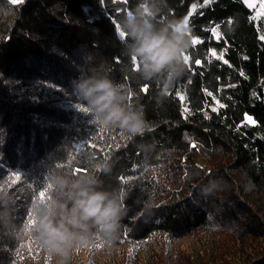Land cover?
Here are the masks:
<instances>
[{"label": "trees", "instance_id": "1", "mask_svg": "<svg viewBox=\"0 0 264 264\" xmlns=\"http://www.w3.org/2000/svg\"><path fill=\"white\" fill-rule=\"evenodd\" d=\"M141 2L0 0V195L10 198L0 264L54 263L37 244L34 208L50 175L87 172L125 193L126 212L115 240L94 235L73 264H264V11L166 0L153 22L190 10L192 41L186 72L161 96L124 39ZM90 77L125 85L126 102L144 110L142 135L99 123L75 87ZM101 162L109 172H95Z\"/></svg>", "mask_w": 264, "mask_h": 264}, {"label": "clouds", "instance_id": "2", "mask_svg": "<svg viewBox=\"0 0 264 264\" xmlns=\"http://www.w3.org/2000/svg\"><path fill=\"white\" fill-rule=\"evenodd\" d=\"M163 7L166 0H142L126 14L122 25L124 39L131 41L127 50L135 70L145 80L162 82L161 96L167 95L174 80L186 72L184 55L192 41L181 19H171L160 26L153 22ZM75 87L100 124L118 127L131 136L142 135L148 127L143 108L126 102L125 85L115 84L107 77H90ZM94 170L107 173L110 166L101 162L94 165ZM48 182L49 198L37 202L33 227L37 244L47 253L59 256V264H67L74 249L90 244L94 235L109 241L117 238L126 212L122 190H104L102 181L88 172L56 173L50 175ZM9 199L7 193L0 195L4 208L0 216L5 218Z\"/></svg>", "mask_w": 264, "mask_h": 264}, {"label": "rangeland", "instance_id": "3", "mask_svg": "<svg viewBox=\"0 0 264 264\" xmlns=\"http://www.w3.org/2000/svg\"><path fill=\"white\" fill-rule=\"evenodd\" d=\"M13 1V0H12ZM243 2L248 6L249 9H253V10H258V9H263L264 8V0H247V2H245V0H243ZM190 11V10H189ZM189 11H187L182 17L181 20L183 21V27L187 29V25H185V18H187V15L189 13ZM248 117H251V120L247 119ZM244 120L247 121L248 123H253L254 119L252 117L251 114L249 113H244ZM193 242V241H192ZM173 244H185V245H189L191 243V240L189 238H184V239H180V240H175L174 242H172ZM92 251H88L87 250V254L90 255ZM93 254V253H92ZM91 254V255H92ZM73 256H77L74 252L71 253L67 264H73ZM59 260L60 257L56 256L54 259V263L53 264H59ZM72 262V263H71ZM26 264H32V263H26Z\"/></svg>", "mask_w": 264, "mask_h": 264}, {"label": "snow or ice", "instance_id": "4", "mask_svg": "<svg viewBox=\"0 0 264 264\" xmlns=\"http://www.w3.org/2000/svg\"><path fill=\"white\" fill-rule=\"evenodd\" d=\"M17 2H21L22 3L23 0H13V3H17ZM205 2L207 3L208 0H205ZM245 2H247V0H245ZM193 10H195V5H193ZM184 21H185V25H187V18H185ZM212 31L215 32V29H212ZM196 43H199V41L193 39V44H196ZM213 55H215V53H213ZM186 58L188 59L187 56H186ZM196 63L198 64V63H200V61L197 60ZM144 90L147 91L146 88ZM177 94L179 95V93H177ZM180 98L183 99V96H181ZM81 111H86V109H81ZM247 119L251 120V117H248ZM17 179H19V177H17ZM49 187H50V185H49ZM39 194H42V195H44L46 197V191H40ZM31 223H35L34 218H31Z\"/></svg>", "mask_w": 264, "mask_h": 264}, {"label": "built area", "instance_id": "5", "mask_svg": "<svg viewBox=\"0 0 264 264\" xmlns=\"http://www.w3.org/2000/svg\"><path fill=\"white\" fill-rule=\"evenodd\" d=\"M262 10L264 11V8Z\"/></svg>", "mask_w": 264, "mask_h": 264}, {"label": "bare ground", "instance_id": "6", "mask_svg": "<svg viewBox=\"0 0 264 264\" xmlns=\"http://www.w3.org/2000/svg\"><path fill=\"white\" fill-rule=\"evenodd\" d=\"M261 12V11H260ZM263 12V11H262Z\"/></svg>", "mask_w": 264, "mask_h": 264}]
</instances>
